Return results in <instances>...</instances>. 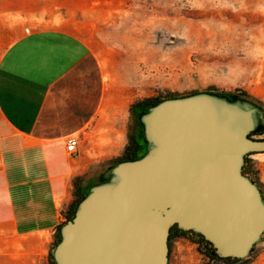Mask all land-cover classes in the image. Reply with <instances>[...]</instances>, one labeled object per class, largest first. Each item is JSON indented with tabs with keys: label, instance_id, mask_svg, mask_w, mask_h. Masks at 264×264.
<instances>
[{
	"label": "rangeland",
	"instance_id": "1",
	"mask_svg": "<svg viewBox=\"0 0 264 264\" xmlns=\"http://www.w3.org/2000/svg\"><path fill=\"white\" fill-rule=\"evenodd\" d=\"M42 28L71 30L92 48L88 77L103 94L102 117L95 133L81 135L80 152L98 160L101 147L119 144L104 135L119 121L128 142L131 107L144 100L211 91L245 93L264 106V0H0V59L22 32ZM122 154L98 162L83 186ZM245 171L264 188V151L247 154ZM34 226L0 224V264H53L58 230ZM196 238L172 235L169 264H210ZM233 264H264V241Z\"/></svg>",
	"mask_w": 264,
	"mask_h": 264
},
{
	"label": "water",
	"instance_id": "2",
	"mask_svg": "<svg viewBox=\"0 0 264 264\" xmlns=\"http://www.w3.org/2000/svg\"><path fill=\"white\" fill-rule=\"evenodd\" d=\"M144 144L87 184L58 230L54 264H169L174 226L221 258L246 259L264 241V188L246 156L264 151V106L246 94L200 91L142 106Z\"/></svg>",
	"mask_w": 264,
	"mask_h": 264
},
{
	"label": "crops",
	"instance_id": "3",
	"mask_svg": "<svg viewBox=\"0 0 264 264\" xmlns=\"http://www.w3.org/2000/svg\"><path fill=\"white\" fill-rule=\"evenodd\" d=\"M95 57L87 40L62 28L26 30L0 59V224L35 222L34 231L61 226L75 201L74 179L120 155L127 125L119 121L117 146L102 160L66 150L70 136L99 127L103 94L90 80ZM103 135V134H101ZM112 151L114 153H112ZM109 153V154H108ZM64 218V219H63Z\"/></svg>",
	"mask_w": 264,
	"mask_h": 264
},
{
	"label": "trees",
	"instance_id": "4",
	"mask_svg": "<svg viewBox=\"0 0 264 264\" xmlns=\"http://www.w3.org/2000/svg\"><path fill=\"white\" fill-rule=\"evenodd\" d=\"M245 94V93H244ZM174 97V96H173ZM165 98H152V99H148V100H144L142 102H138L135 103L132 107H131V113H132V118L130 121V125L128 126V142L125 145L124 149H123V154L120 158H117L115 160L112 161H121V160H127V159H135L138 158L142 151L144 150V144L141 141V138L139 137V134L137 133V125H138V121L136 119V113H138L137 109L138 107H142L145 105H150V104H156L159 101L163 100ZM135 117V118H134ZM88 175H84V176H80V177H76L74 179V187H75V196L76 199L75 201L72 203L70 209L65 212V222L71 220L76 212L77 206L79 204V202L84 198L85 194H86V188L83 186V181L85 180V178ZM60 228V227H59ZM58 228V230H59ZM188 232H191L192 234L195 235V237H197L196 242L200 243V250L205 253L208 257H210L211 262L210 264H233L234 262H241V261H246V259H236V258H232V257H227V258H221L219 257L216 253L213 254L212 251H214V248L211 244H209L203 236H201L200 234H196L195 232L192 231H184L181 230L179 227L174 226L171 230L170 233V240L172 239V235L176 234V236L181 235V234H186ZM56 237H58L56 239V241H59V236L56 233ZM216 261V263H212ZM52 263L54 264V261H52Z\"/></svg>",
	"mask_w": 264,
	"mask_h": 264
},
{
	"label": "built area",
	"instance_id": "5",
	"mask_svg": "<svg viewBox=\"0 0 264 264\" xmlns=\"http://www.w3.org/2000/svg\"><path fill=\"white\" fill-rule=\"evenodd\" d=\"M81 138L78 136H70L66 141V150L72 155H78L80 153Z\"/></svg>",
	"mask_w": 264,
	"mask_h": 264
},
{
	"label": "flooded vegetation",
	"instance_id": "6",
	"mask_svg": "<svg viewBox=\"0 0 264 264\" xmlns=\"http://www.w3.org/2000/svg\"><path fill=\"white\" fill-rule=\"evenodd\" d=\"M262 134H264V130L262 132L256 134V135H262Z\"/></svg>",
	"mask_w": 264,
	"mask_h": 264
}]
</instances>
